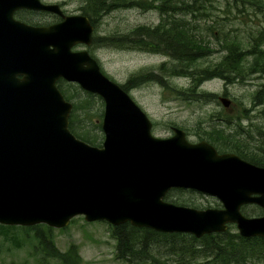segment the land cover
Wrapping results in <instances>:
<instances>
[{"label":"water","instance_id":"1","mask_svg":"<svg viewBox=\"0 0 264 264\" xmlns=\"http://www.w3.org/2000/svg\"><path fill=\"white\" fill-rule=\"evenodd\" d=\"M18 8L62 14L54 3L0 0V223L61 228L83 215L195 237L234 223L243 237H264V166L219 154L206 140L191 142L178 127L169 137L154 136L128 92L87 50L72 49L92 43L86 16L32 26L12 17ZM59 79L102 99L100 146L69 130L72 103ZM220 102L230 105L227 97ZM173 188L215 196L222 207L166 201ZM249 203L262 215L243 214Z\"/></svg>","mask_w":264,"mask_h":264},{"label":"rangeland","instance_id":"2","mask_svg":"<svg viewBox=\"0 0 264 264\" xmlns=\"http://www.w3.org/2000/svg\"><path fill=\"white\" fill-rule=\"evenodd\" d=\"M68 1L70 3L66 9L77 14L81 12L80 7L85 8L87 4L85 0ZM137 1L139 0H119L121 6L103 14L99 19H95L93 40L96 42H92L88 50L99 63L101 70L120 85H126L128 78L133 74L142 73V76L138 77V81L142 79L143 82L137 85L129 84L126 91L151 119L153 135L158 137L170 136L172 134L170 126H176L186 131V136L191 142H196L201 140L194 134L197 121L200 120L201 125L206 127L210 122V115L220 113L222 116L228 115L227 118L231 121L229 122L230 126L227 128L224 124H220L221 121L226 122L222 118H217L215 123L226 128V132H234L231 126L236 124L237 131H241L238 135L240 139L244 140L242 142L246 144L247 149L254 150L259 147V144H262L263 139L261 137L263 136L257 131L264 126V102L260 98L255 99L254 95L258 89H264V75L253 71L245 74L242 79L235 77L232 82L228 83L220 77H214L202 82L197 93L193 95L195 97L193 100H184L174 96L171 91L172 87L184 91L190 86L192 80L189 76L166 75L168 85L158 76L157 68L163 62H166L168 66L172 65L171 52L162 50L155 53L143 48H131L133 47L132 44H141L144 39L141 31L138 30L139 28L143 26L155 27L162 19L157 9L134 4ZM210 1L211 3L206 2L205 14L196 12L194 16L191 13L186 16L189 21H195L197 31L204 39H207V45L199 48L201 56L196 61L195 68L197 69L204 68L209 64L212 65L221 59L224 54L221 48L222 38L226 37L234 41L242 40V49L247 51L250 47L246 43L254 44L257 30H264V11L261 8H248L247 6V13L241 14L234 7L235 5L228 4L227 0ZM201 11L203 10L201 9ZM114 36L124 42L125 45L121 47H114L107 43L99 45V43H104ZM257 44L253 50L264 49V42ZM82 48L86 47L83 46ZM247 57L249 60L253 58L251 54H247ZM187 71L194 72V68ZM259 94L261 95V93ZM206 95H215V97L211 96L209 100H205ZM221 96L229 98L232 102L229 109L221 104ZM83 97L82 91L70 102ZM100 101H102L101 98ZM87 120L90 122L89 119ZM93 121L95 123L100 121L101 123V117L100 119L93 117ZM90 132L93 135H100L95 126H92ZM248 132L253 134V138L247 142L244 135L246 136ZM233 145L234 143L227 144L230 148H233ZM171 193H173L171 197L176 199L192 198L188 193L183 194L174 190H170L167 196ZM191 194L194 195L195 204L199 205L196 208L220 206V203L214 204V197L204 196L194 191ZM165 200L169 201V198ZM242 212L248 216L262 214V211L252 205H246ZM72 219L65 227H51L54 245L59 250L64 251L70 244L74 243L77 245L78 253L82 258V264H129L116 256V240L110 234L108 222L86 221L83 215H77ZM38 224L46 225L44 223L11 225L16 227L6 230L5 235L0 233V264L40 263L38 259L42 254L38 248L39 243L35 240L34 230L30 231L19 227H34ZM229 229L231 232L237 231L233 224ZM190 244L189 238L182 241L178 239L172 245L165 241H159L151 245L149 250L146 249L145 254L150 257L148 258L149 264H215L212 262V256H204L198 251L197 246L199 245L195 244L194 247L197 249H193ZM42 263L59 264L54 259H46Z\"/></svg>","mask_w":264,"mask_h":264},{"label":"trees","instance_id":"3","mask_svg":"<svg viewBox=\"0 0 264 264\" xmlns=\"http://www.w3.org/2000/svg\"><path fill=\"white\" fill-rule=\"evenodd\" d=\"M87 1L86 7H80L81 13L89 18L91 24L95 19H99L103 14L110 10L121 6L119 0H85ZM122 1V0H120ZM210 0H139L134 2L140 6H147L149 8H155L161 14L162 19L155 27L143 26L138 30L141 31L144 39L140 43L132 44L131 48H143L150 52H161L162 50L170 51V57L173 60L172 65L168 66L166 62H163L158 68L159 77L167 83L166 75L168 76H189L191 78L190 86L184 91L171 88L172 94L180 99L193 100V95L197 93L199 86L204 80H208L214 77H220L225 82H232L233 78H243L245 74L256 71L264 75V49L253 50L258 42H264V30H257L254 37V44L247 42L250 47L247 51L242 49V40L237 41L229 40L226 37L222 38V50L224 51L221 59L209 64L204 68L197 69L196 61L201 56V46L207 45V39H204L202 35L197 31L195 21H189L187 14H194L197 12L205 14L206 2ZM121 3V2H120ZM227 3L234 4L235 8L242 14L246 12L249 7H258L264 11V0H227ZM133 4V3H130ZM126 4V5H130ZM146 4V5H145ZM211 5V4H210ZM248 6V8H247ZM201 9L203 11H201ZM196 31L197 33H195ZM95 43L96 41L93 40ZM220 42V41H219ZM109 44L114 47H121L125 45L116 36L110 37L108 41L99 43V45ZM200 48V49H199ZM196 51L197 53H195ZM200 52V53H199ZM164 53V52H163ZM168 54V53H166ZM247 54L252 55V59H248ZM169 55V54H168ZM175 68L177 70H173ZM194 72L187 71L193 69ZM142 76V73L133 74L127 80L126 85H121L123 89L127 90L129 84L137 85L143 82L138 77ZM168 84V83H167ZM64 85V86H63ZM169 85V84H168ZM264 85V84H263ZM57 86L66 100L70 101L72 98H76L78 93L83 90L79 89L77 85L64 80L57 81ZM84 97L71 101L72 110L68 119L69 130L78 138L86 141L92 145H100L102 139V132L100 121L95 123L93 117L100 119L102 115V101L100 97L83 91ZM189 93V94H188ZM261 93V95L259 94ZM264 89H258L254 95V98L264 102ZM188 94V95H186ZM189 96V97H188ZM205 100H209L210 97L215 95H206ZM195 98V97H194ZM254 99V101H255ZM98 104V106H97ZM210 122L206 127L201 125V121L198 120L194 134L200 139H205L213 146L221 150L225 148L234 151L241 158L246 159L254 164L264 166V126L258 129V133L262 135L263 139L261 146L254 150H248L246 144L240 139L237 131L236 124H232L234 132H226V128L220 127V124H224L225 127H229L231 122L225 116L220 113H212L210 115ZM92 117V118H91ZM239 117V116H237ZM217 118H222L220 124L215 123ZM87 119L90 120V123ZM239 125V123L237 122ZM92 126H95L100 135L91 134ZM256 132V133H257ZM253 138V134L248 132L244 135L245 141ZM228 143H234L233 148L227 146ZM172 191L180 193H188L192 198H172L173 193L167 194L164 198H169L170 202L182 205H188L193 207H199L195 204L194 195L191 194L193 190L189 189H171ZM195 192V191H194ZM214 204L218 202L214 199ZM247 215V214H245ZM73 220V219H72ZM107 222V221H106ZM16 226H9L0 224V233L5 235L6 230H10ZM20 228L26 230H34L35 240L38 241V248L42 255H40L39 264H44L42 261L46 259H54L59 264H82V258L80 257L76 244H70L64 251L59 250L55 245L51 235V227L46 225H35L34 227ZM45 227V229H44ZM110 234L112 238L116 240L117 254L116 256L129 264H149L148 258L145 254V250H149L151 245L159 241H165L171 245L178 239L186 240L190 239L193 249L195 244L199 245L198 251L207 257L212 256V262L215 264H264V237L252 236L243 237L240 236L237 231L231 232L228 229L223 232H211L203 234L201 237H195L190 233L180 232H159L147 227H136L129 222H124L118 225H111Z\"/></svg>","mask_w":264,"mask_h":264},{"label":"flooded vegetation","instance_id":"4","mask_svg":"<svg viewBox=\"0 0 264 264\" xmlns=\"http://www.w3.org/2000/svg\"><path fill=\"white\" fill-rule=\"evenodd\" d=\"M40 1L43 2V3H54V4H57L58 8H59V10L61 11L62 14L54 12V11H48V10H37V9H31V8H18V9L13 11L12 17L15 20L20 21L22 23H25L27 25L49 26V25L56 24V23H59V22L63 21L64 16L77 15V13L69 12L66 9V6L70 3V1H68V0H40ZM80 14H82V13L80 12ZM88 20H89V18H88ZM81 46L83 47L85 45L82 44V43L76 44L75 46H73V49L74 48H76L74 50L84 49ZM88 51L90 53V50H88ZM230 107L231 106H228V107H226V109H229ZM173 127H176V126H170V130L172 131V134H173ZM152 128H153V124H152ZM181 129H183V128H181ZM215 149H216L217 153H219V154H222V153H235L234 151H231L228 148H225L226 150H221V149L218 150V148L215 147ZM248 205H252L256 209L262 211L261 207L258 206L257 204H248ZM252 215L253 216H257L256 214H252Z\"/></svg>","mask_w":264,"mask_h":264}]
</instances>
